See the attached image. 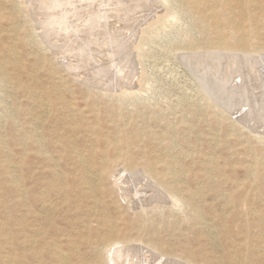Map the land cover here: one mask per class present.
Returning <instances> with one entry per match:
<instances>
[{"label": "rangeland", "instance_id": "1", "mask_svg": "<svg viewBox=\"0 0 264 264\" xmlns=\"http://www.w3.org/2000/svg\"><path fill=\"white\" fill-rule=\"evenodd\" d=\"M138 1L121 16L130 28L138 22V30L146 28L167 9L178 15L163 21L148 38L139 33L137 41L122 42L121 34L113 41L102 35L104 27L90 31L81 20L77 23L81 14L72 10H79L78 5L64 13L50 0H32L33 5L29 0H0V264H105L99 248L109 238L108 230H115L121 242L151 247L156 258L172 257L183 264H264V79H257L264 76V51L238 55L213 48L186 50L188 45L209 46L213 29L202 28L196 12L180 7L178 0ZM52 3L59 9L50 7ZM101 3L98 7L105 8ZM47 15L51 20L65 16L68 25L50 24ZM259 32L260 48L264 28ZM142 38L137 56L133 47ZM121 43L132 46L121 50ZM125 50L138 69L131 90L121 94L125 88L107 86L115 83L112 77L119 75L118 60H124L120 54ZM64 58L77 60L79 68L85 63L87 70L101 59L110 72L105 69L95 78L82 68L84 82L63 66ZM33 95L52 106L41 127L29 115L40 112ZM68 126L76 130L69 132ZM122 133L132 141L126 150L118 143ZM90 150L108 157L109 170L127 169L141 184L147 181L144 172L151 173L162 186L156 187L162 201L135 208L117 193L110 175L102 176L100 191L91 193L84 183L94 180L100 159L89 161L91 169L96 167L89 179L75 163L63 165L58 159V154L77 151L88 160ZM121 151L127 154L119 156ZM53 170L65 173L70 182L57 181ZM42 204L50 210L45 212Z\"/></svg>", "mask_w": 264, "mask_h": 264}, {"label": "bare ground", "instance_id": "2", "mask_svg": "<svg viewBox=\"0 0 264 264\" xmlns=\"http://www.w3.org/2000/svg\"><path fill=\"white\" fill-rule=\"evenodd\" d=\"M26 1V0H25ZM32 1V0H31ZM29 0V3L31 2ZM50 1H53L54 4L57 5H60V9H62V12H66L68 9L71 8V10L73 9L72 7L75 6V5H78V7L80 6V9L78 10L77 9V6H76V10L74 8V11L72 10V13L74 12V14H80L79 16L75 17L77 19V23L81 22L84 24L82 26H85L87 29L89 28V30L91 31V29L94 31L93 28L96 29H99V27H104V29L102 28V35H107L108 37H110L111 40L114 41V39L116 38V36L118 35H122L124 39L122 42H126L125 39H129L128 42L132 41L133 40H136L137 41V35L140 33L141 36H150L152 34H154L155 30H157L161 25H162V22L168 18H176L177 15H178V12L173 9H167V13L165 16L163 17H160L159 15H156L155 17V20L153 23H151L150 25L146 26V28L144 29H140L138 30V25H139V22H138V25L130 28L129 25L127 24L126 21H123L121 20V16H125V14H129V12L131 11L130 10V6H132V3H137L138 2V5H139V2L138 0H97L99 1L98 4L94 1L96 0H50ZM93 1V4H91L90 2ZM143 0H141L142 2ZM34 2V1H33ZM38 1H36V5H38L37 3ZM49 2V1H48ZM103 2L104 5H106V7L103 9H100L98 7V5H100L99 3ZM147 2V1H146ZM152 2V0H151ZM165 2V1H164ZM163 2V3H164ZM27 3V4H29ZM46 3V2H45ZM43 3V4H45ZM51 3V2H50ZM51 4L50 7L54 4ZM94 3H96L94 5ZM144 3L145 5V2H142V4ZM178 3L180 5V7L182 8H186L190 11H195L196 12V17H197V22L198 24L202 27V28H212L213 29V37H214V41L211 42L209 44V46H201L200 44L196 45V46H193V45H188L187 47H185L186 50H193V49H198L200 50V48L203 50L204 48H213V49H216L220 52H227V51H236L237 54L238 53H248V52H251V53H258V51H264V47H258L256 46L257 45V42H256V38H258V35H259V31L261 29L264 28V0H178ZM31 5L32 2L30 3ZM41 4V3H40ZM48 3H46V6H47ZM141 4V3H140ZM141 4V5H142ZM73 5V6H72ZM102 5V3H101ZM143 5V6H144ZM163 5V4H162ZM30 6V5H28ZM43 6V5H42ZM55 6V5H54ZM53 6V7H54ZM55 6V7H56ZM61 6L63 8H61ZM70 8H69V7ZM72 6V7H71ZM136 6V5H135ZM134 6V7H135ZM34 7V6H33ZM40 9H41V6H39ZM59 7L57 9H59ZM68 9L66 10L65 8ZM164 7V6H163ZM29 8V7H28ZM32 8V7H31ZM46 8V7H45ZM45 8H44V11H45ZM55 8V9H56ZM139 8V7H138ZM168 8V7H167ZM171 8V6H170ZM258 9L261 11L260 14L258 15H255L253 14V9ZM38 9V8H37ZM39 9V10H40ZM43 9V7H42ZM49 9V8H48ZM47 9V11H48ZM201 9V12H199V10ZM12 10V9H11ZM36 10V9H35ZM66 10V11H64ZM139 10V9H138ZM55 11V10H54ZM58 11V10H56ZM70 11V10H68ZM67 11V12H68ZM112 11H115L116 13H111ZM134 11V10H133ZM158 11V10H157ZM161 11V10H160ZM66 12V13H67ZM71 12V11H70ZM35 13V12H34ZM39 13V12H37ZM41 13L42 10H41ZM58 13H60L58 11ZM44 14V13H43ZM61 14V13H60ZM70 14V13H69ZM74 14H70V18L71 17H74ZM137 14V13H136ZM139 14V13H138ZM157 14V13H156ZM36 15V14H35ZM57 16V14H55ZM64 15V14H62ZM155 15V14H154ZM39 16H42L43 18H45L43 15H40ZM55 16V17H56ZM58 16H60L58 14ZM57 16V17H58ZM66 16V14H65ZM65 16H62L59 20H57L56 18L51 20L53 17L51 15H47V18L50 19L48 21H50L49 23L50 24H57L58 26L61 24H63V26L65 25L64 23V20ZM34 18V17H33ZM41 19V18H40ZM68 19L69 17H67V22H68ZM207 19V22L204 21ZM46 20V18L44 19ZM139 20V19H138ZM143 20V19H142ZM37 21H38V18H37ZM41 21V20H39ZM48 21H43L48 23ZM115 21V22H113ZM145 21V19H144ZM66 22V24L68 25V23ZM112 24H111V23ZM143 22V21H142ZM163 22V23H164ZM167 22V20H166ZM72 23V22H70ZM74 24V23H73ZM42 25V24H41ZM45 25V24H44ZM43 25V26H44ZM39 26V25H38ZM47 27L45 28L46 30L48 29V24L46 25ZM51 26V25H50ZM49 26V27H50ZM75 26V25H74ZM73 25L71 26V28L74 27ZM82 26L79 25V29H82ZM142 26V25H141ZM65 27V26H64ZM67 27V26H66ZM70 27V26H69ZM163 27V26H162ZM40 28L39 27V32H40ZM52 30H53V26L51 27ZM67 29V28H66ZM70 29V28H69ZM43 30V29H42ZM56 30V29H54ZM77 30V29H76ZM51 31V30H50ZM57 31V30H56ZM69 30H65V32H68ZM43 32H45L43 30ZM61 32V31H60ZM73 32V31H72ZM80 32V31H79ZM87 32V31H86ZM99 32V31H98ZM101 32V31H100ZM50 33V32H49ZM51 33H53L54 35V32L52 31ZM58 33V32H57ZM56 33V34H57ZM89 33V32H88ZM42 34V33H41ZM60 35H64L63 32L62 33H59ZM58 34V35H59ZM67 34V33H65ZM47 35H48V32H47ZM77 35V34H76ZM78 36V35H77ZM146 37H143L144 39ZM147 37V38H148ZM46 39V36L44 37ZM52 38V37H51ZM50 38V39H51ZM54 38V37H53ZM52 38V39H53ZM132 38H135V39H132ZM142 38V41L140 39V42H138V44L134 45L133 47V51L136 52V55L138 56L139 54H141V50H142V46L144 45L143 41L144 39ZM62 40V38H60ZM67 39V38H66ZM94 39V38H93ZM118 39V38H117ZM121 39V37H120ZM132 39V40H130ZM64 40V39H63ZM98 40V38H97ZM91 41V40H90ZM107 41V40H106ZM146 41V40H145ZM211 41V40H210ZM94 42V41H92ZM131 42V43H132ZM193 42V41H192ZM83 43V42H82ZM49 44V43H48ZM100 44V43H99ZM110 44V43H109ZM114 44V43H113ZM128 43H126L127 45ZM133 44V43H132ZM94 45V44H93ZM92 45V46H93ZM104 45V44H103ZM120 45V43L118 44ZM117 45V46H118ZM124 43H121V50L122 48L125 46V48H128V46H126ZM49 46L52 48V49H56L57 45L56 44H49ZM87 46V45H86ZM106 46V45H104ZM132 46V45H130ZM129 46V47H130ZM102 47V46H101ZM85 47H83L84 49ZM93 48V47H92ZM98 48V47H96ZM119 48V50H120ZM59 49V47H58ZM86 49V48H85ZM99 49V48H98ZM96 50V49H95ZM129 52H130V48L128 49ZM80 51V50H78ZM108 51H109V54H108ZM107 51V54L108 56H113L114 54L116 55L115 52H111L110 50ZM113 51H115L113 49ZM117 52V51H116ZM121 52V51H120ZM127 50L123 51V53H121L120 55L122 56V58H124V60L119 62L118 60V65H121V66H118V70L116 71V73H118L119 75L116 76L115 78V74H113L112 78L113 80L115 81V83L113 84H106L108 85L107 88H112V85H116V86H119L120 89H122L121 87L125 88L121 91V94H124L125 92H128L130 91L131 87H133L134 83L132 81V75L136 74V70L138 69L136 67V64H135V61L133 59V57H131L128 53H129ZM190 52V51H189ZM219 52V53H220ZM59 53V52H58ZM91 54V52H89ZM106 53V52H105ZM192 53V52H191ZM199 53V52H198ZM261 53V52H260ZM74 54V53H73ZM95 54V53H94ZM113 54V55H112ZM132 56L134 54L131 53ZM185 54V53H184ZM190 54V53H189ZM201 54V53H200ZM202 54H205V51L204 53L202 52ZM216 54V53H215ZM228 54V53H227ZM115 55H114V58H115ZM207 55V54H206ZM205 55V57H206ZM209 55V54H208ZM207 55V56H208ZM222 55V54H221ZM232 55V54H231ZM235 55V54H234ZM232 55V56H234ZM240 55V54H238ZM68 56V55H67ZM67 56H65L64 54V57L66 58ZM135 56V55H134ZM245 56V55H243ZM96 57V56H95ZM100 57V56H99ZM120 57V56H119ZM188 57V56H187ZM186 57V58H187ZM235 57V56H234ZM248 57V55H247ZM252 58V56H250ZM64 58V59H65ZM237 58H239L237 56ZM237 58L235 57V59L237 60ZM250 58V59H251ZM79 59V58H78ZM94 58H92L93 60ZM118 59V58H117ZM108 60H111V57H109ZM113 60V59H112ZM231 60V59H230ZM248 60H249V57H248ZM60 61V60H59ZM96 61V60H95ZM102 60H97V62H93V64L95 63V68H92L93 69H89L87 70V68H85V63L82 64V68L85 69V71H89L87 73H90L93 74V76L95 78H98L97 77V74L99 72H102L105 71V69L107 68L105 65H107L106 63H102L101 62ZM104 61V59H103ZM215 61V60H213ZM77 60H69V58L65 59V62H63V66L66 67L68 70L70 69V71H72L71 73H73V75H76V77L78 79H82L84 82H87V78L85 77V79H83L81 76V71H82V68H79L77 67L76 63ZM116 62V61H115ZM235 62V61H234ZM233 62V63H234ZM75 63V64H74ZM79 63V62H78ZM117 63V62H116ZM89 63H87V66H88ZM113 64V62H112ZM62 65V64H61ZM81 65V64H80ZM90 65V64H89ZM115 64H113V67ZM86 66V67H87ZM108 66H110L108 64ZM112 66V65H111ZM81 67V66H80ZM121 67H124L121 69ZM135 67H136V70H135ZM254 67V66H253ZM251 67V68H253ZM255 68V67H254ZM253 68V70H254ZM111 69V68H110ZM113 69V68H112ZM111 69V70H112ZM107 70V69H106ZM116 70V69H115ZM251 70V69H250ZM249 70V71H250ZM109 70H107L108 72ZM110 72V71H109ZM138 72V71H137ZM101 73V74H102ZM114 73V72H113ZM209 73V71H208ZM249 73V72H248ZM247 73V74H248ZM254 73V72H253ZM252 73V74H253ZM104 74V73H103ZM112 74V73H111ZM110 74V75H111ZM258 74V73H257ZM88 75V74H87ZM105 75H106V72H105ZM109 75V74H107ZM109 75V80H111V76ZM207 75V74H206ZM86 76V74H85ZM242 76V75H241ZM245 76V75H244ZM256 76V74L254 75L253 74V77ZM106 77V76H105ZM134 77V76H133ZM225 77V76H224ZM258 77H260L261 79H264V76L261 77V75L258 74L257 76V79ZM108 78V77H107ZM144 78V77H143ZM243 77H241L242 79ZM245 78V77H244ZM248 78H249V75H248ZM247 78V80H248ZM252 78V77H250ZM103 79V78H102ZM226 79V78H224ZM253 79V78H252ZM90 80H91V77H90ZM107 80V79H106ZM145 80V79H144ZM217 80V79H216ZM223 80V79H222ZM254 80H256L254 78ZM93 81V80H92ZM95 81V80H94ZM101 80H98L97 82H99ZM244 81V80H243ZM258 81V80H257ZM256 81V82H257ZM260 81V80H259ZM263 81V80H262ZM96 82V83H97ZM103 82V80H102ZM246 82V81H245ZM250 82V81H249ZM91 83V82H90ZM95 83V82H94ZM101 83V82H99ZM108 83V82H106ZM143 83V82H142ZM223 83V82H222ZM242 83V81H241ZM264 83V82H263ZM225 84V83H224ZM243 84V83H242ZM246 84V83H245ZM252 84V82H251ZM254 84V83H253ZM261 84V83H260ZM88 85V84H87ZM95 85V84H94ZM97 85V84H96ZM103 86V84H100ZM121 85V86H120ZM235 85H236V82H235ZM256 85V83H255ZM258 85V84H257ZM101 86V88H102ZM116 86H113V89L117 88ZM219 86V85H218ZM261 85L257 86L258 89ZM115 87V88H114ZM136 87V86H135ZM237 87V85H236ZM250 87V86H249ZM219 88V87H218ZM217 88V89H218ZM225 88V87H223ZM238 88V87H237ZM257 89V88H256ZM261 89V88H260ZM263 89V88H262ZM102 90V89H101ZM224 90V89H223ZM249 90V89H248ZM255 90V89H254ZM117 91V90H116ZM119 91V89H118ZM232 91V90H231ZM234 91V90H233ZM239 91V90H238ZM245 91V90H244ZM260 91V90H258ZM262 91V90H261ZM103 92V91H102ZM264 92V91H263ZM130 93V92H129ZM238 93V92H237ZM252 94V93H251ZM247 95V94H246ZM261 95V94H260ZM263 95V94H262ZM123 96V95H122ZM252 96V95H251ZM32 97V96H31ZM42 97V98H41ZM37 96V95H33V99H32V102H34V104L37 106V108L40 109V112L39 113H34V114H29L33 119V124L34 126L36 125H42L44 124L41 120V118L45 117V116H48L49 114V109L52 108L51 104L49 103V101L43 97V96ZM233 97V96H232ZM258 97V96H257ZM251 98V97H250ZM228 99V98H227ZM239 99V98H237ZM242 99V98H240ZM249 99V97L247 98ZM264 99V97H263ZM245 100V99H244ZM246 103V102H245ZM255 107V106H254ZM67 109H69V107L67 106L66 107ZM65 108V109H66ZM251 108V106H250ZM249 108V109H250ZM259 108V107H258ZM64 109V108H63ZM35 110V109H34ZM72 110V109H71ZM251 110V109H250ZM259 110V109H258ZM70 111V110H69ZM73 111V110H72ZM245 112V111H244ZM261 112V110H260ZM242 113V112H241ZM28 114V113H27ZM72 114V115H71ZM247 114V112H246ZM244 114V115H246ZM250 114V113H249ZM39 115H41V117H39ZM70 115L73 117V119L77 118L75 117V114H73V112L70 113ZM242 116V115H241ZM255 116V115H254ZM240 117V116H239ZM237 117V118H239ZM244 118V116L242 117ZM261 118H262V115H261ZM241 119V117L239 118ZM245 120V119H244ZM255 120V119H254ZM242 121V120H241ZM245 122V121H244ZM243 122V123H244ZM261 122V121H260ZM32 124V123H31ZM36 124V125H35ZM246 124V123H245ZM248 124V123H247ZM255 124V123H253ZM252 124V125H253ZM259 124V122H258ZM257 124V125H258ZM255 125V126H257ZM254 126V127H255ZM41 127V126H40ZM250 128V126H249ZM257 130H258V127H256ZM255 128V129H256ZM264 128V127H263ZM39 129V128H38ZM252 129V128H251ZM76 130L75 127L73 126H68V130L69 132H74ZM92 128H89L87 131L90 132L91 136H93L92 134ZM261 130H263L261 128ZM256 131V130H255ZM121 135H124L120 141L118 143H121L122 146H124L123 148L126 150L128 149L131 145H132V141L129 139V137H127L126 134H121ZM37 136H36V140H35V143H37ZM94 139V142H96L97 140L93 137ZM41 142V140L39 141ZM44 142V141H43ZM39 145H43L41 143H39ZM52 146H56V145H52ZM115 146L111 147L110 149H113ZM36 148V147H35ZM120 149L122 150V148L120 147ZM46 153V152H44ZM43 153V154H44ZM42 154V152H41ZM48 154V152H47ZM66 156H64V154H58V159L59 160H63L62 164H66V163H75L76 166H78L81 170V173H85L83 174L84 177L88 178L89 179V175L92 173V170L94 171V169L96 167L93 166V168L91 169L90 167L92 166L91 163L89 162L90 160H94L96 158L100 159V167L99 169H97V175L92 178L94 180H90L87 182V183H84L87 185V190H89L91 193H95L97 191H100V188H101V185H100V181H101V178L102 176L104 178H107L109 175L110 177L112 178V183L113 185L116 187L117 189V193L125 200L128 198V201L132 202V205L138 207V206H143L144 204H149V203H152L153 201H162V199L160 197H163L162 195L159 196V191L156 189V187L158 188L159 185L155 180H154V176L151 174V173H147V172H144V175L146 174V178H147V181H145L144 183L142 182L141 184V181H140V177H137V179H134V176L131 175L130 173H128L126 170L124 169H121L120 167V171L119 172H115L114 170H109L108 168V165H109V160H108V157L105 155L103 157V153H97L95 152L94 150H90L88 152V155L86 156L88 160H86L82 154L78 153L77 151H70V152H67ZM127 152H120L119 153V156H123V155H126ZM118 156V157H119ZM42 159L44 161H46V163H50V164H53L51 162V159L48 158L47 156L45 155H41ZM64 158V159H63ZM117 161V160H116ZM113 162L115 161H112V164ZM111 164V162H110ZM116 167V166H114ZM125 168V167H124ZM18 170V169H17ZM108 170V171H107ZM130 170V169H129ZM141 170V169H140ZM172 170V169H171ZM52 175L57 179V181H60V182H64V183H68L70 182L69 180V177L65 174V173H61V172H55L54 170L51 171ZM134 173V172H133ZM172 176H175V172H170ZM117 175V176H116ZM143 175V174H142ZM93 176V174H92ZM68 177V178H67ZM116 177V178H115ZM145 179V178H144ZM17 180V179H16ZM15 183V182H14ZM19 183V181H18ZM139 183L141 185L144 186V188H139ZM175 184V183H174ZM16 187L18 186L17 183L15 185ZM162 187V186H161ZM21 188V187H19ZM18 188V189H19ZM165 189H167L166 187H164ZM17 191V190H16ZM25 190H23V193H24ZM82 191H85V188H82ZM26 192V191H25ZM163 192V191H161ZM167 193L170 195L171 193L168 191L167 189ZM22 194V193H20ZM161 194V193H160ZM21 196V195H19ZM25 196V195H24ZM29 196V195H28ZM19 200V199H18ZM167 200V199H166ZM19 203V202H18ZM131 204V203H130ZM133 207V206H132ZM42 208L44 209L45 212L49 211L51 206L49 205H45V204H42ZM114 225V223L112 224ZM116 235V231L115 230H108V237L109 238H105L103 240H101V244H103V246H101L102 248H99V254L101 252H103V254L105 253V258H106V261H105V264H183L181 263L180 261L172 258V257H163L161 258L158 257L156 258L155 256L157 255H152L149 253V250L151 249V247L149 246H144L142 244H138V243H135L134 241H119V239L117 238ZM112 240H111V239ZM153 249V248H152ZM60 253V252H59ZM155 253V252H153ZM158 253V251H157ZM66 256V255H65ZM185 264L187 263V261L184 262ZM188 264H193L191 262H188Z\"/></svg>", "mask_w": 264, "mask_h": 264}]
</instances>
